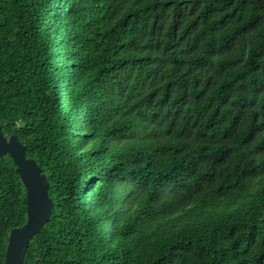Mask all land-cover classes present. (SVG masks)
<instances>
[{
  "label": "trees",
  "instance_id": "trees-1",
  "mask_svg": "<svg viewBox=\"0 0 264 264\" xmlns=\"http://www.w3.org/2000/svg\"><path fill=\"white\" fill-rule=\"evenodd\" d=\"M261 13L0 0V127L52 200L24 264H264ZM15 168L0 157V264L27 219Z\"/></svg>",
  "mask_w": 264,
  "mask_h": 264
},
{
  "label": "water",
  "instance_id": "water-1",
  "mask_svg": "<svg viewBox=\"0 0 264 264\" xmlns=\"http://www.w3.org/2000/svg\"><path fill=\"white\" fill-rule=\"evenodd\" d=\"M2 140L5 144L12 145L16 150L15 153L12 151H5L0 154V157L8 154L14 161L16 166L15 171L19 175L21 182L25 187L27 199L26 222L22 226L13 228L10 231L4 264H24L25 256L31 239L41 230L44 224L48 221L51 214L52 200L48 194L49 183L37 162L33 158L26 156L25 146L19 141L17 136L13 134L8 138L5 137L0 127V142H2ZM21 155L23 159L28 161V163L34 169H38L40 175L44 178V208L41 214L38 216L33 213V201L29 181L28 178L23 174V169L21 168L19 162Z\"/></svg>",
  "mask_w": 264,
  "mask_h": 264
},
{
  "label": "snow or ice",
  "instance_id": "snow-or-ice-1",
  "mask_svg": "<svg viewBox=\"0 0 264 264\" xmlns=\"http://www.w3.org/2000/svg\"><path fill=\"white\" fill-rule=\"evenodd\" d=\"M264 15V13H261ZM5 151H12L15 153V148L12 145H7L0 142V154ZM20 166L23 169V174L28 178L29 186L31 189L32 201H33V213L35 215H40L44 208L43 197L45 194L44 190V178L40 175L38 169H34L28 161L24 160L22 155L20 158ZM254 171V168H253ZM251 173H248L250 175Z\"/></svg>",
  "mask_w": 264,
  "mask_h": 264
}]
</instances>
